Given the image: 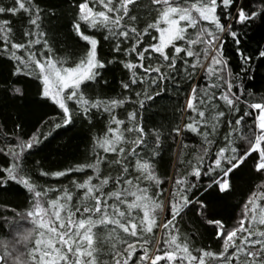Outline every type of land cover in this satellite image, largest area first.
I'll return each mask as SVG.
<instances>
[{
	"label": "trees",
	"instance_id": "1",
	"mask_svg": "<svg viewBox=\"0 0 264 264\" xmlns=\"http://www.w3.org/2000/svg\"><path fill=\"white\" fill-rule=\"evenodd\" d=\"M83 2L84 0H34L35 6L40 9L39 29H34L29 25L28 18L23 13L19 16L5 15L0 19L12 21L14 31L11 39L17 43H26L28 39H35V37H25L23 35L25 31L43 32L44 35L40 37L41 43L33 45L29 51L35 52L37 59L41 57V54L44 57L51 56L55 62H58V66L62 64L65 67H74L85 58L88 51L89 45L76 35L73 28L75 23L81 24V31L84 34L94 36L100 41L98 59L106 66L97 69L100 75L95 81L82 84L81 90L90 102L107 103L112 100H123V105L116 107L112 112V115L125 121L121 128L141 125L144 129L146 144L137 149L140 154L139 158L149 161L155 176L161 181L159 185L143 177L138 181L139 186L147 187L149 196L161 204V208L155 213L158 227L150 235L154 240L162 241L166 238L165 230H162L159 225L171 219L170 205L174 201L172 193L177 187L174 181L177 178H183L187 183L197 185L186 193L189 198L193 201L197 199L203 201L206 208L198 212L199 205L195 202L183 208L168 231L177 237L178 242L186 241L192 255L197 257L201 255L199 251L201 249L217 254L222 252L223 237L217 239V227L209 224L208 220L222 221L228 230L235 228L243 217L244 205L252 194L264 193V188L260 187L264 185V172L255 170L258 159L256 153L249 156L230 174V188L225 193H220L217 187L204 191V185L210 177L203 175L204 171L209 170V166L212 165L216 152L221 147L227 146L228 140H231L232 146L239 150L237 152L239 155L249 146L243 137H251L254 132L258 131L257 110L251 109L249 105L264 103V57L259 55L261 51H264V15L257 16L245 25L235 24L234 17L240 7L249 13L253 11L264 13V0H236L233 14L226 20L222 19V23L232 24L234 30L239 33L241 37L239 47L245 55L250 57V60L243 65L248 71L241 72V58L237 55L236 45L228 30L218 33L223 42L224 58L232 72L230 78L236 84L242 83L244 94L237 103L238 111H230L223 101H214L218 105L214 111H224L225 116L218 122L213 120L206 127H201V132L209 133L207 137L188 130H182L179 136L174 132L178 126L183 128L184 124L190 122L188 117L191 113L185 111V106L191 88L203 87L208 82L204 78V71L199 67L189 68L192 75H188V72L184 70L188 68V65L178 60V70H163L168 75V79L163 82L152 84V76H155L153 73L152 76L146 77L143 83L131 84L132 73L121 62L138 63L135 53L129 55L124 51L131 48L135 42L134 38L121 42L122 50L119 53L113 51L118 41L115 38L105 41L103 37L107 34L106 29H93L80 21L79 5ZM176 2L183 4L184 0H176ZM93 3L94 0H89V7H93ZM118 3L119 0H113V7ZM11 4L12 0H0V6L8 7ZM160 7L162 6L152 5L150 0H137V4L129 5V16H135L136 20L125 17L122 23L128 27H135L139 33H143L145 29L149 32V35L142 36L141 47L156 43L151 37L157 33L155 29L148 28V25L157 21L160 16ZM93 11H105V9L103 5L96 4ZM120 14H123L122 11ZM109 15L113 14L109 13ZM202 23L206 27H211L205 22ZM188 31L189 33L194 32L193 29H188ZM45 41H47V48L44 45ZM175 43L183 47L187 46L183 41L177 40ZM2 47L3 42L0 41V49ZM194 47L199 50L200 46ZM9 50L11 51L10 45ZM166 51L173 53L172 48ZM17 55L23 56L25 60L28 59L24 51L18 52ZM156 62L155 54L152 61L147 59L144 61L146 65ZM16 65L17 61L10 58L9 52L0 51V150H2L0 151V177H6L3 169H7L13 162L9 146L17 145L21 141L26 142L36 136L38 142L32 149L23 152L20 156L19 174L28 178L37 191L48 190L45 200L53 199L67 189L73 197L70 206L74 209L79 205L82 209L85 203L92 202L83 200L84 190L77 189L73 181L83 183L88 176L95 177L96 173L93 169L72 171L58 178L53 176V173L67 172L77 166L95 163L99 156L104 155L102 149L97 147L96 140L106 133L110 115L104 112L103 108L92 109L86 118L83 110L69 101L72 122L65 126L62 111L50 99L43 98L41 95L43 84L38 78V70L30 74H14ZM135 71L138 73V79L145 76L140 69L137 68ZM124 83L130 85L127 90L123 87ZM17 87L22 90L23 95L15 92ZM212 91L219 90L213 89ZM233 91L236 89L234 88ZM148 96L154 98L149 100ZM141 103L143 107L140 106ZM129 113L136 114L135 121L129 120ZM245 113H251V115H245ZM241 117H243L242 125L234 129L229 121L234 124V121ZM56 124H60L61 127L57 129ZM212 124L216 125L215 131L212 130ZM112 127L116 126L113 124ZM137 135L135 131L125 132V139L129 141L121 145L125 148V156L133 147L130 141ZM157 136L159 147L156 146ZM208 141L212 142L208 143ZM14 150L20 151L18 147ZM201 157H203L202 160ZM120 158L123 159V156ZM115 159H117L116 154H107L106 161L99 164V176L111 177L109 184L104 188L106 193L116 190L117 186L113 181L122 174L120 165L108 163ZM135 159V157H127L128 161H132L129 168L134 182H136L135 178L140 176V173L133 167ZM193 166L201 169L200 181L191 175ZM42 172L47 175H41ZM216 175L217 173H212V176ZM92 182L98 183V180L94 178ZM3 183L6 186L0 187V251H2V244H8L9 248L12 247L18 239L19 226L22 225L24 229L33 227L22 217H25L34 205L33 194L28 192L23 185L7 179ZM129 199L132 198L129 197ZM175 199L179 200V197ZM259 202L264 204V199H260ZM247 226L246 223L245 227ZM261 228H264V225ZM94 231L102 232L103 236H107L101 228L94 229ZM119 236L129 242L137 240L136 237L127 236L123 232H119ZM30 239L29 246H34L35 235ZM100 246L102 251L99 253V258L107 260L108 264H115L110 251V243L105 241ZM118 247L123 250L126 245L118 244ZM147 247L149 255H153L152 245L149 244ZM16 249L22 251L23 246L16 244ZM130 251H133V256L129 264H139L137 257L143 254L140 243H136L135 249ZM229 251L232 249L230 248ZM124 256L126 257L127 253H124ZM205 261L206 264H218L215 258L205 257ZM158 264H165V262L161 261ZM192 264H197V262L193 261Z\"/></svg>",
	"mask_w": 264,
	"mask_h": 264
},
{
	"label": "snow or ice",
	"instance_id": "2",
	"mask_svg": "<svg viewBox=\"0 0 264 264\" xmlns=\"http://www.w3.org/2000/svg\"><path fill=\"white\" fill-rule=\"evenodd\" d=\"M150 3L162 7L159 8L160 16L157 21L148 25V28L155 29L157 33L151 37L156 43H150L144 47H141L142 36L149 35L148 29L139 33L135 27H128L122 23L125 17L133 21L136 20L135 16H129V5L137 4V0H119L115 7H113V0H94L93 7H89V0H84L79 5V19L90 28L106 29L107 34L103 37L104 40L115 38L118 41L113 48L115 52L119 53L122 50L121 42L134 38L135 42L131 48L124 51L129 55L135 53L138 63L121 62L132 73L131 84L143 83L144 79L152 76L153 73L155 76H152V84L163 82L168 79V75L163 70H178V60L188 65V68L184 69L188 75H192L189 68H201L204 71V78L208 82L203 87L194 86L191 88L185 106V111L191 113L188 117L190 122L184 124L183 128L178 126L174 132L179 136L182 130H188L207 137L209 133L201 132V127H206L213 120L218 122L225 116L224 111H214L218 107L214 101H223L230 111H238L237 103L244 94L242 83L236 84L230 78L232 72L224 58L223 42L218 35V33L228 30L236 45L237 55L241 58L240 71L247 72L248 69L243 65L248 63L250 57L245 55L239 47L241 43L239 33L234 30L232 24L222 23V19L226 20L233 14L236 0H219V2L218 0H184L183 4L177 3L176 0H150ZM96 4L103 5L105 11L94 12L93 8ZM21 13L27 16L28 24L34 29L40 28V9L35 6L34 0H12L10 6H0V17L19 16ZM109 13L113 15L110 16ZM261 15L264 13L258 11L249 13L240 7L234 17L235 24L245 25L246 22ZM202 22L211 25V27L204 26ZM161 24L164 27H160ZM73 28L76 35L86 42L89 48L85 58L76 66L65 67L62 64L58 66V62H55L51 56L44 57L41 54V57L37 59L36 53L29 51L33 45L41 43L40 37L44 35L43 32L25 31L23 33L25 37H35V39H28L26 43H17L11 39L14 31L12 21L0 19V41L3 42L0 51L9 52L10 58L17 61L14 74H30L38 70V78L43 84L41 95L43 98L50 99L62 111L65 126L72 122L69 101L81 108L86 118L92 109L103 108V111L110 115L106 133L102 138L96 140L97 147L102 149L104 155L99 156L95 163L77 166L67 172L53 173V176L58 178L68 175L72 171L80 172L85 168L93 169L96 173L95 177L88 176L83 183L73 181L77 189L84 190L83 200L92 202L85 203L82 209L79 205L74 209L70 206L73 197L67 189L61 195L45 200L48 190L37 191L28 178L19 174L21 154L32 149L38 142V137L33 136L26 142L21 141L17 145L9 146L13 162L7 169H3L6 172V177H0V187L6 186L3 181L7 179L23 185L28 192L33 194V209L25 217H22L33 227L24 229L22 225L19 226L17 229L18 239L11 248L8 244H2L0 264H108L107 260L99 258V253L102 251L100 245L105 241L110 243V251L115 264H129L133 256V251L130 250L135 249L136 243H140L143 250V254L137 257L139 264H158L161 261H164L165 264H177V262L192 264L193 261H196L197 264H206L205 257L215 258L218 264H264V228H261L264 225V204L259 202L260 199H264V193L252 194L244 205L243 217L235 228L228 230L222 221L208 220L209 224L217 227V239L223 237V251L217 254L201 249L199 250L201 255L197 257L192 255L186 241L178 242L177 237L168 231L183 208L194 202L199 205L198 212L206 208L203 201L199 199L193 201L186 194L197 185L187 183L183 178H177L174 181L177 187L172 193L174 201L170 205L171 219H167L159 225L162 230H165L166 238L162 241L154 240L150 234L158 227L155 213L157 209L161 208V204L149 196L147 187H140L138 183L141 177L153 181L157 185L161 183L155 176L149 161L139 158L140 154L137 149L146 144V134L141 125L122 129L121 126L125 124V121L112 115L116 107L123 105V100H112L105 103L102 101L90 102L85 98L81 85L85 82L95 81L100 75L97 69H102L106 65L98 59L100 41L94 36L84 34L81 31L80 23H75ZM188 29H193L194 32L189 33ZM177 40L183 41L187 46L176 44ZM44 45L47 48V41L44 42ZM194 46H200L199 50ZM168 48L173 49L172 54L166 51ZM20 51L25 52L27 60L23 56L17 55ZM154 54L157 62L146 65L144 61L146 59L152 61ZM259 55L264 57V51H261ZM137 68L145 74L144 77L138 79V73L135 71ZM123 87L127 90L130 85L124 83ZM234 88L236 91H233ZM213 89L219 91H212ZM15 92L23 95L19 87L15 89ZM153 98L148 96L149 100ZM140 106L143 107V103ZM249 107L257 110L258 131L254 132L251 137H243L249 146L241 154L237 155L239 150L232 146L231 140H228L227 146L221 147L216 152L209 170L203 173L204 176L210 177L207 184L204 185V191L214 187H217L220 193L228 191L230 174L253 153L258 155L255 170L264 172V103H252ZM245 115H251V113H245ZM135 119L136 114L129 113V120L135 121ZM242 120L243 117L236 119L234 124L229 121V124L236 129L242 125ZM89 122L91 121L89 120ZM113 124L116 127H112ZM55 127L59 129L61 125L56 124ZM215 129L216 125L212 124V130L215 131ZM134 131L138 135L130 141L133 147L125 156V148L121 146L123 143L129 142L125 139V132ZM211 142L208 141V143ZM156 146L159 147L158 136ZM17 147L20 149L19 152L14 150ZM107 154H116L117 159L108 161V163L120 165L122 174L113 181L117 186L116 190L106 193L104 188L109 184L111 177L99 176V164L106 161ZM121 156L123 159L120 158ZM129 156L136 158L133 167L140 173V176L135 178L136 182L130 174L129 164L132 161L127 160ZM202 159L203 157H201ZM212 173H217V175L212 176ZM41 175H47V173L42 172ZM191 175L200 181L202 178L201 169L193 166ZM94 178L98 180V183L92 182ZM260 187L264 188V185ZM129 197L132 199L130 200ZM176 197H179V200H176ZM246 223L247 227H245ZM97 228L103 229L107 236H103L102 232L94 231ZM119 232L136 237L137 240L129 242L119 236ZM34 235V246H29L30 238ZM16 244L22 245L23 250H17ZM118 244H125L126 247L121 250ZM149 244L153 249L151 256L147 247ZM230 248L232 251H229ZM124 253H127L126 257Z\"/></svg>",
	"mask_w": 264,
	"mask_h": 264
},
{
	"label": "rangeland",
	"instance_id": "3",
	"mask_svg": "<svg viewBox=\"0 0 264 264\" xmlns=\"http://www.w3.org/2000/svg\"><path fill=\"white\" fill-rule=\"evenodd\" d=\"M162 27H164V25L162 24Z\"/></svg>",
	"mask_w": 264,
	"mask_h": 264
}]
</instances>
